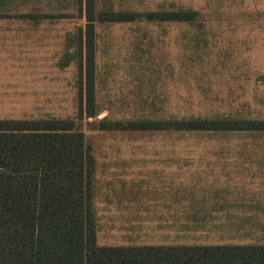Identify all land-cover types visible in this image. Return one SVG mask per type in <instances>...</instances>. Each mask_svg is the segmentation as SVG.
I'll list each match as a JSON object with an SVG mask.
<instances>
[{"label":"rangeland","instance_id":"rangeland-1","mask_svg":"<svg viewBox=\"0 0 264 264\" xmlns=\"http://www.w3.org/2000/svg\"><path fill=\"white\" fill-rule=\"evenodd\" d=\"M85 3L0 0V120H65L83 133L94 157L98 245L264 244V132L98 124L139 115L264 119V0H93L105 13L191 8L199 15L96 22L92 117L79 110ZM171 191L193 197L178 208L186 212L152 214L151 195ZM208 195L217 200L187 203Z\"/></svg>","mask_w":264,"mask_h":264},{"label":"trees","instance_id":"trees-1","mask_svg":"<svg viewBox=\"0 0 264 264\" xmlns=\"http://www.w3.org/2000/svg\"><path fill=\"white\" fill-rule=\"evenodd\" d=\"M81 114L96 115V22H189L191 8L96 11L86 0ZM82 46V44H81ZM82 81V80H81ZM84 85V86H83ZM83 86V87H82ZM102 130L219 134L264 132V119L226 114L99 121ZM94 157L65 120H0V264H264V244L98 245L93 207Z\"/></svg>","mask_w":264,"mask_h":264},{"label":"crops","instance_id":"crops-1","mask_svg":"<svg viewBox=\"0 0 264 264\" xmlns=\"http://www.w3.org/2000/svg\"><path fill=\"white\" fill-rule=\"evenodd\" d=\"M165 196H160V195H155L152 194L150 201L148 202L149 206L152 208L151 213L152 214H178V213H185L186 211L180 210L178 208L182 207L183 204L186 203V198L187 199H191L193 198L191 195L185 196L183 193H178L177 191H171V192H164ZM217 195H208L206 196V198L204 196H201L200 198H197L196 202H189L188 200V204H194V203H199V202H203V203H208L207 201H209L212 198H216L217 200ZM222 197L224 198H228L229 195H227V192L225 194L222 195ZM237 198V196L235 195V199ZM241 198H243L242 194H241ZM207 199V200H206ZM215 200V201H216ZM217 202V201H216ZM215 203V202H214ZM225 203V201H224ZM210 204V203H209ZM213 204V203H211ZM154 208H160L159 210H156ZM224 213H231L229 212L227 209L224 210Z\"/></svg>","mask_w":264,"mask_h":264}]
</instances>
